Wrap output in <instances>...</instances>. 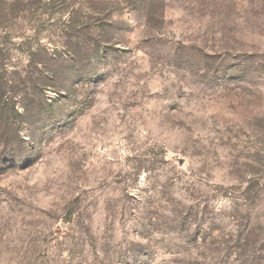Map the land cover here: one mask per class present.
<instances>
[{"label":"rangeland","instance_id":"1","mask_svg":"<svg viewBox=\"0 0 264 264\" xmlns=\"http://www.w3.org/2000/svg\"><path fill=\"white\" fill-rule=\"evenodd\" d=\"M0 264H264V0H0Z\"/></svg>","mask_w":264,"mask_h":264},{"label":"water","instance_id":"2","mask_svg":"<svg viewBox=\"0 0 264 264\" xmlns=\"http://www.w3.org/2000/svg\"><path fill=\"white\" fill-rule=\"evenodd\" d=\"M177 161H178V163H180V164H181V159H179V158H178V159H177Z\"/></svg>","mask_w":264,"mask_h":264}]
</instances>
